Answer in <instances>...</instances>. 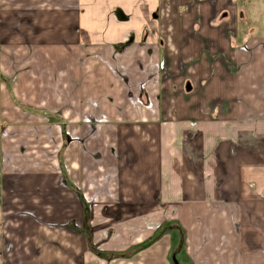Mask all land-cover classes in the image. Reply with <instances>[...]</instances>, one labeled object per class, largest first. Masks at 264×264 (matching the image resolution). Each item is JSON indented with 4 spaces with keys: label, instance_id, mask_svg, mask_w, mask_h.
Segmentation results:
<instances>
[{
    "label": "crops",
    "instance_id": "crops-1",
    "mask_svg": "<svg viewBox=\"0 0 264 264\" xmlns=\"http://www.w3.org/2000/svg\"><path fill=\"white\" fill-rule=\"evenodd\" d=\"M45 1L47 7L53 2ZM113 1L118 11L129 17L127 22H118V31L139 33L140 24L149 20L154 21L152 28H170L172 58H190L194 55L191 50L197 47L199 58L209 60L225 56L236 64L250 67L252 70H248L246 82L249 79L254 81V122L243 124L240 119L224 116V121L218 126L210 125L195 112L188 114V105L194 106V100L190 104L175 100L174 122L161 135L162 146H155L152 152L151 145L147 146L146 142L144 148L145 156L159 155V158L155 157L154 166L155 163L158 165L161 174L165 171L157 197L158 205L148 210L151 202L145 193L146 183L140 179L127 182L129 187H137L138 193L115 194L113 199L106 200L124 203L114 210L131 211L137 204L142 239L123 247L114 241L105 248L100 245V248L93 242L94 248L104 253L99 256L89 247L87 233L82 230L87 210L80 162L77 148L71 146L68 149L66 142V129L79 134L80 127L75 124L68 126V121L60 117V123L64 125L60 124L59 128L47 119L50 114L32 112L34 109L30 106L38 104L40 98L47 106V98L51 105L53 96L50 84L46 82L42 83L48 90V96L44 93L34 95L42 84L35 82L34 70L25 71L30 82L17 80L15 83L1 77L0 118L7 121L8 135L4 138L0 128V264H264V0H241V3L239 0H150L139 8H135L130 0ZM74 2L77 8L82 0ZM38 3V0L26 2V6L37 7L36 16L44 19L45 13L40 14L39 11L47 8L36 6ZM1 9L4 8L1 6ZM165 10L170 14L166 15ZM81 14L76 12L74 16L77 18ZM169 16L170 23L167 20ZM182 27L193 29L186 30L184 36L179 32ZM194 28H199L200 41L192 44L195 39L190 41V33ZM230 33L234 35L230 36ZM121 37L114 36L115 40L111 41L117 43ZM155 37L152 35L145 45L128 47L125 51L131 49L135 58L156 62L161 56L160 50L153 45ZM183 39L186 47L178 51L174 43ZM42 49L40 57L43 59L56 52L45 47ZM243 50L247 54L243 55ZM79 52H83L82 48ZM213 68L220 69L209 62L203 69ZM132 69L140 67L134 62ZM133 72L138 78L147 76V70ZM81 80L82 70L75 71V76L69 80L68 90H80ZM188 85L192 88L190 92L187 91ZM4 87L9 90L10 101L3 98ZM213 88L220 103L242 96L241 82L233 87L225 82L210 86L206 88L207 96ZM185 91L194 93L195 85L186 83ZM247 99L245 101L250 103ZM208 101L204 98L202 104ZM24 104L29 108L23 107ZM73 104L77 105L76 99ZM4 107L8 109L4 111ZM63 107L69 115V123L73 122L77 115L71 114V110H76L66 105ZM80 109L83 111V106ZM238 115L236 111L232 117ZM137 119L142 120L141 123L160 122L158 116L155 120L148 115ZM190 120L197 123L195 130H190ZM248 125L254 128V134L250 135L252 131L245 130ZM245 136L254 137V148H246L241 141H238L239 145L229 144ZM144 137L147 138L146 133ZM101 138L93 152L107 159L104 166L107 171L114 172L121 163L120 158L116 160L112 154L117 137L112 131ZM249 169L252 177L243 176L241 180L240 172ZM168 180L172 186L170 195ZM171 202L183 204L186 208L183 211L175 208L171 212L173 217L164 222L163 204ZM221 202L220 211H212L213 205ZM148 220L160 227L155 231L148 230ZM171 225L174 228L161 236L159 231ZM156 235H160L159 238L145 249L127 257L110 256L128 253Z\"/></svg>",
    "mask_w": 264,
    "mask_h": 264
},
{
    "label": "rangeland",
    "instance_id": "rangeland-1",
    "mask_svg": "<svg viewBox=\"0 0 264 264\" xmlns=\"http://www.w3.org/2000/svg\"><path fill=\"white\" fill-rule=\"evenodd\" d=\"M36 1L2 0L0 4L4 8L2 10L0 6V83H3L1 77L15 83L17 80L28 82L25 71L34 70L35 82L49 83L53 96L51 105L49 98H47L49 103L47 106L40 98L38 104L30 106L34 109L31 111L50 114L51 116L47 119L59 128L60 117L68 121V126L75 124L80 127L79 134H75L70 128L66 129L68 135L66 142L68 149L71 146L77 148V158L80 162V176L83 180L84 203L87 210L82 230L87 233L89 247L101 256L104 255L103 251L94 248L93 242L105 248L106 245L115 241L123 247L142 239L139 235L137 204L131 208V211L114 210V208L122 207L124 203L106 200L113 199L115 194H135L138 188L129 187L127 182L140 179L146 183L145 193L151 202L148 204V210L158 205L157 197L160 193L162 178L165 179V171L161 174L156 163V169L154 168L155 157L159 158V155L145 156L144 148L146 142L147 146L151 145L152 152L155 146H162L161 135L167 132L168 127L174 122L176 112L173 110V102L178 100L190 104L194 100V106L188 105V114L195 112L208 120L210 125L218 126L224 121V116L234 120L240 119L239 122L243 124L254 122V81L249 79L246 82L248 70L252 69L236 64L225 56L209 60L199 58L197 47L191 50L194 55L190 58H172L170 28L161 26L152 28L153 20L141 25L139 20L133 18L140 24L139 33L130 30L118 31L117 25L129 21V17L118 11L116 2L114 3L113 0H82L81 3L78 2L77 8L74 0H53L49 7L45 5V0H38L39 3L36 6L47 8L46 11H39L40 14L45 13L44 19H38L36 16L37 7L29 6V4L26 6V2ZM130 1L134 3L135 8L144 7L145 3L150 2V0ZM239 2L241 3V0ZM130 5L134 8L133 4ZM167 11L165 10V14L169 15ZM76 12L82 14L76 18L74 16ZM148 18L150 19L149 16ZM167 20L170 23L171 17L169 16ZM111 23L114 25L111 26ZM228 28L231 27L228 26ZM188 29L193 28L182 27L179 32L185 36ZM198 30L194 28V32L190 33L192 35L190 41L195 39L191 42L192 44L197 43V40L200 41ZM122 35L124 37H121ZM152 35H156V42L153 45L160 50L161 56L156 62L147 59V64L145 60L135 58L131 49L125 51L128 47L137 48L145 45ZM233 35L234 33H230V36ZM114 36L121 37L120 41L117 43L111 41L115 40ZM180 41L174 45L178 51H183L186 47L185 39ZM42 47L56 50V52L52 53L48 59H43L40 57ZM80 48L83 50L82 53L79 52ZM242 54L247 53L243 50ZM134 62L140 69H132ZM208 62L210 65L215 64L216 69H220H203L204 64L208 65ZM78 70H82L81 89L76 92L68 90L69 80L75 76V71L78 73ZM133 70H147V76L138 78ZM249 77L251 78L250 73ZM188 82L195 85L194 93H186L185 85ZM224 82L232 87L237 82H241L242 96L238 97L239 99L220 103L215 97V88L211 89L207 96V89L210 86L216 87ZM43 85L42 83L39 86L34 95L44 93L48 96L45 85V90L42 89ZM246 97L249 98L250 103L245 101L248 100ZM3 98L7 101L11 99L9 90L5 87ZM204 98L209 100L205 105L202 104ZM74 99L77 100V105L73 104ZM64 105L77 111L71 110V114L77 115L71 123H69V115L63 110ZM22 106L29 108L25 104ZM82 106L83 111L80 109ZM7 109L4 107V111ZM236 111L239 115L232 117ZM23 114L28 115V113ZM141 115H148L153 118L152 120L158 116L160 122L141 123L142 120L137 119ZM48 120L46 122L52 125ZM189 123L192 126L190 130H195L197 123L193 120ZM5 124L7 121L0 118V128L4 138L8 135ZM212 129L216 128L212 127ZM245 130L252 131L250 135L254 134V128L250 125ZM112 131L117 137V144L113 145L112 154L116 160L119 158L121 160L119 168H117L118 162L116 163L117 170L114 172L107 171L104 166L107 159L93 152L96 144L102 141V135L106 136V133ZM145 133L147 138L144 137ZM50 141L53 147V139ZM238 141H241L246 148H254V137L245 136L229 144L239 145ZM55 152H58L57 149ZM194 157L198 159L197 155ZM251 173L250 169L240 172L241 180L243 176L251 178ZM167 178L169 179L168 176ZM169 184L168 180L170 195L172 186ZM221 205L222 202L214 204L212 211H220ZM175 208L183 211L186 207L177 202L163 204L162 212L166 216L164 222H169L173 217L171 212ZM124 214H130V216L125 217ZM173 226L162 228L159 231L161 236L170 231ZM156 227L160 226L148 220V230L155 231ZM130 253L132 254L133 251L131 250ZM128 254L129 252L110 256L124 257Z\"/></svg>",
    "mask_w": 264,
    "mask_h": 264
},
{
    "label": "trees",
    "instance_id": "trees-1",
    "mask_svg": "<svg viewBox=\"0 0 264 264\" xmlns=\"http://www.w3.org/2000/svg\"><path fill=\"white\" fill-rule=\"evenodd\" d=\"M160 235H161V234H160ZM160 235H157V236L154 237L153 239H151V240H149V241H147V242L141 244V246H139V247L135 248L134 250H132L133 253H134V252H138V251H140V250H142V249H145V248L149 247L150 245H152V244L156 241V239H157ZM129 254H131V253L129 252ZM126 256H128V255H126ZM126 256H124V257H126Z\"/></svg>",
    "mask_w": 264,
    "mask_h": 264
},
{
    "label": "water",
    "instance_id": "water-1",
    "mask_svg": "<svg viewBox=\"0 0 264 264\" xmlns=\"http://www.w3.org/2000/svg\"><path fill=\"white\" fill-rule=\"evenodd\" d=\"M191 89H192V88H191V86H190V85H188V86H187V91H188V92H190V91H191Z\"/></svg>",
    "mask_w": 264,
    "mask_h": 264
}]
</instances>
